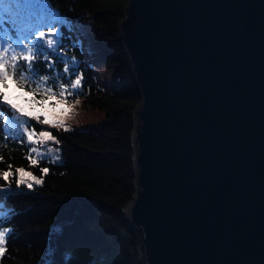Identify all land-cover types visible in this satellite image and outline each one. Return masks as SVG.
I'll list each match as a JSON object with an SVG mask.
<instances>
[{"label": "water", "instance_id": "obj_1", "mask_svg": "<svg viewBox=\"0 0 264 264\" xmlns=\"http://www.w3.org/2000/svg\"><path fill=\"white\" fill-rule=\"evenodd\" d=\"M138 264H264V0H126Z\"/></svg>", "mask_w": 264, "mask_h": 264}, {"label": "trees", "instance_id": "obj_2", "mask_svg": "<svg viewBox=\"0 0 264 264\" xmlns=\"http://www.w3.org/2000/svg\"><path fill=\"white\" fill-rule=\"evenodd\" d=\"M28 2L39 6L44 0ZM50 3L77 25L78 32L64 30V43L69 45L79 35L83 44V53L79 48L62 50L80 62L77 69L83 74L80 103L85 109L104 111L106 121L99 128L67 131L30 121L37 132L48 129L59 141L46 145L53 144L60 159L46 156L38 166H30L26 159L31 144L5 141L0 136L3 158L0 171L11 165L14 173L10 185L0 178V189L15 190L10 197L0 200L6 201V209L14 213L6 224L9 236L0 264H47L49 259L55 264H65V256L71 257V264H138L134 232L119 210L134 193L130 115L140 101L125 55L117 44L118 21L122 20L126 0H50ZM35 66L41 73L48 71L39 60ZM56 67L62 72L63 65L57 63ZM114 78L117 85L113 88L110 81ZM16 168L32 172L42 184H33L32 189L26 185L18 188ZM42 168L49 169L46 175ZM49 248L55 250L54 255Z\"/></svg>", "mask_w": 264, "mask_h": 264}, {"label": "snow or ice", "instance_id": "obj_3", "mask_svg": "<svg viewBox=\"0 0 264 264\" xmlns=\"http://www.w3.org/2000/svg\"><path fill=\"white\" fill-rule=\"evenodd\" d=\"M65 29L70 33L78 32L76 23L55 10L50 0H44L39 6L28 0H0V136L5 141L33 145L26 156L30 166H38L46 156L52 160L60 159L52 156L58 149L45 147L48 142L58 144L56 137L43 129L37 132L30 121L70 130L63 123V118L80 103L83 89V74L77 72L80 62L65 55L62 50L79 48L83 53L84 48L79 35L74 41L69 37L71 43L66 45ZM38 60L44 63L48 71H39L35 66ZM57 63L63 65L62 72L56 67ZM9 81L12 83L11 90ZM73 96L76 99L70 100L69 97ZM46 109L50 111L51 118L46 114ZM2 159L0 156V162ZM48 171V168L41 169L45 175ZM15 174L18 188L26 185L32 189L33 184H42L41 179L24 168H16ZM13 175L11 165L7 170L0 171V178L9 185ZM13 192L15 190L10 187L0 189V200L5 196L10 197ZM5 204L6 201L0 203V229H4L0 230V257L6 252V237L9 236L6 224L11 222L14 215L6 209ZM54 251L49 248L51 255H54ZM64 261L71 264V257L65 256ZM47 264H55V261L49 259Z\"/></svg>", "mask_w": 264, "mask_h": 264}, {"label": "rangeland", "instance_id": "obj_4", "mask_svg": "<svg viewBox=\"0 0 264 264\" xmlns=\"http://www.w3.org/2000/svg\"><path fill=\"white\" fill-rule=\"evenodd\" d=\"M111 86L114 88L117 85V79L114 78L110 81ZM64 107V106H61ZM59 110V109H58ZM46 114L51 118V113L47 109L45 110ZM44 118V117H43ZM42 118V119H43ZM106 121L105 112L102 110H95L92 108H83L81 103L76 105L73 109L70 110L69 114L63 118V123L67 126L68 129H88V128H99ZM50 129H58L52 128L48 125H44ZM51 133L50 130L44 129ZM33 146V145H32ZM31 146V147H32ZM45 147H52L56 149L53 144L46 145ZM55 152L52 153V156ZM57 154V153H56ZM55 154V156H56Z\"/></svg>", "mask_w": 264, "mask_h": 264}]
</instances>
